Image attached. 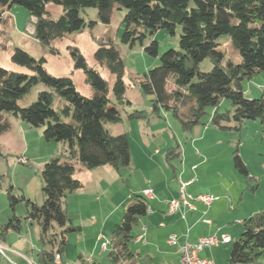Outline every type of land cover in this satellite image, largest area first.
Masks as SVG:
<instances>
[{"label":"trees","instance_id":"trees-1","mask_svg":"<svg viewBox=\"0 0 264 264\" xmlns=\"http://www.w3.org/2000/svg\"><path fill=\"white\" fill-rule=\"evenodd\" d=\"M13 5L26 9L30 17L28 34L45 51L59 55L53 46L56 40L92 29L95 21H86L85 9L96 10L97 19L108 24L111 12L124 11L120 43L132 48L139 44L143 51L157 57L158 43L150 40L157 31L174 35L180 29L177 49H169L159 57V65L143 74L125 79V66L119 52L106 42L93 54L97 66L87 62L75 44L66 46L72 61L67 76H53L45 68L44 58L35 59L18 47L4 46L9 60L17 70L0 66V136L11 128L9 118L17 119L30 128L42 129L47 142L62 144L61 153L50 157L40 171L43 201L36 205L23 196L6 190L12 216L0 227V237L7 232L21 235L28 223L38 228L39 249L34 255L37 264H56L63 253L67 236L80 231L68 213V194L83 187L77 178V168L91 171L108 166L114 171L129 167L130 144L125 133L112 135L105 126L121 122V112L128 121L148 123L160 118L161 111L170 113L180 129L188 133L196 126L211 125L219 131L239 132L246 121L264 125V91L256 99H246L242 82L264 71V0H0V38L6 36L8 12ZM61 9L52 19L48 7ZM227 36L240 60L233 61L221 50L218 39ZM208 59L212 68L199 71ZM113 78L112 87L98 68ZM81 71L84 82L92 91L84 96L75 86L73 72ZM43 86L32 103L20 107L33 88ZM152 96L151 109L126 110L131 102L126 94L133 88ZM229 100L231 111L219 112L222 100ZM211 108L212 113L207 114ZM207 122L204 123L205 116ZM178 148H169L166 158H179ZM3 156L0 147V157ZM233 168L246 180L252 178L237 149L232 153ZM257 185L249 187L254 190ZM25 202V217H17L14 208ZM148 201L140 194L132 196L108 239L109 264H136L131 251L133 229L148 211ZM264 255V210L242 221L238 239L231 242L228 264H253Z\"/></svg>","mask_w":264,"mask_h":264},{"label":"rangeland","instance_id":"rangeland-1","mask_svg":"<svg viewBox=\"0 0 264 264\" xmlns=\"http://www.w3.org/2000/svg\"><path fill=\"white\" fill-rule=\"evenodd\" d=\"M48 12L52 19H57L61 14V9L49 6ZM8 15L9 20L4 29L6 36L3 35L0 38V66L6 69H19L11 64L10 52L1 49L2 47L5 48L4 46H14L24 50L35 59L44 58L46 60L44 66L51 75L67 76L72 70V61L66 46L75 44L87 62L97 66L93 54L100 45L109 41L120 54L125 66V79L128 80L136 74H143L157 67L160 55L169 49H177L179 43L180 29L178 27L174 35H170L166 30H159L151 38L145 40V44L150 40L158 43L157 57L149 56L139 44L129 48L120 43V37L124 30L122 25L124 11L114 9L111 12L109 23L104 24L97 19L96 10L88 8L85 9L82 16L86 21H95L96 25L92 29L86 27L81 34L56 40L53 46L59 50V55L52 56L28 34L31 25L26 9L13 5ZM218 42L227 57L235 62L240 60L238 52L227 36L220 37ZM97 68L100 75L112 87L114 78L105 69ZM211 68L212 64L208 59L199 65L201 72H208ZM72 79L81 94L84 96L92 95L90 87L84 82L81 71L73 72ZM242 89L246 99L258 98L264 91V71L250 80L243 81ZM41 90H44L41 85L33 88L29 95L19 101V106L27 107L30 105ZM126 98L131 102V106L126 109L128 111L135 109L149 112L151 109L150 100L153 97L143 95L137 87L129 90ZM218 110L219 112L231 111V102L226 99L222 100ZM211 113L212 109L208 108L207 114ZM121 119L120 123L108 124L105 128L112 135L122 133L127 135L130 144L129 167L120 169L119 172L110 167H103L105 173L96 171L94 175L95 179L103 181L100 188L91 186L81 192L76 191L77 193L68 199L71 220L75 225L76 223H83L84 225L82 233H72L67 236L68 243L65 251L69 264H72V254L77 255L79 251H82L84 255H92L94 244L91 239H94L92 233L95 226L90 223L93 219L96 220L100 229L105 218V231L103 233L106 243L114 226L119 223L123 209L130 203L132 196L140 195L144 188H155L158 195L167 196L171 188L177 185L183 167L188 164L183 160V153L190 151L191 138L188 134L190 132H183L170 113L161 111L160 118L151 119L148 123L140 120L128 121L124 112H121ZM207 119L208 115L205 116L204 123L207 122ZM10 121L13 124L12 132L9 135L10 140L4 141L5 144L1 149L3 156L0 157V225L6 224L8 218L12 216L6 194L9 187H12L13 195L23 196L25 200H30L38 206L42 204L40 171L50 157L61 153L63 146L60 143L47 142L40 128H30L24 122L14 118H11ZM204 127L200 125V128ZM209 127L212 128L211 125ZM219 134L222 137V142L212 141L208 144L199 145L203 150L206 149L208 157L211 152L214 154V158L211 157L212 159H209L205 167H202V170H205L204 174L206 173L202 179L213 184L222 183L231 186V192L237 199L241 195L244 196L245 203L246 205L249 204L250 210L260 207L264 203V125L259 122L246 121L239 132H219ZM176 145L180 159L173 156L166 158L168 148H175ZM236 149L248 170L249 177H252L248 180L233 168L232 153ZM155 150L157 153L154 152ZM173 169L176 173L175 179L172 177ZM79 176L81 177V175ZM255 184L257 187L251 190L249 187ZM14 214L17 217H25L24 201L17 203ZM138 230L139 225L134 227L132 235L135 236ZM36 231V224L33 223L28 226V231L23 233L21 237L13 232L8 233L6 245L12 247L16 244L24 245L29 250L27 256L34 258L39 249ZM83 233L85 237L82 236ZM235 237L232 236L233 239L237 240L238 238ZM230 245L213 249L214 252L210 257L215 264H228ZM140 246V243L134 244L132 242L130 249L137 251ZM107 253V248L104 251L100 247L97 248L95 257L99 258L100 264H109ZM253 264H264V255Z\"/></svg>","mask_w":264,"mask_h":264},{"label":"crops","instance_id":"crops-1","mask_svg":"<svg viewBox=\"0 0 264 264\" xmlns=\"http://www.w3.org/2000/svg\"><path fill=\"white\" fill-rule=\"evenodd\" d=\"M10 119L11 118H9V122L11 124L10 130L0 136L1 149L3 144H5L4 141L10 140L9 135L13 129V124ZM253 122L255 123L258 121ZM219 132L221 133L223 131H219L213 127L210 128L209 125H207L204 128L196 126L190 131V133H188L191 138V145L189 148L190 151L189 153H186L184 150L185 152L183 153V160L188 164L183 167L181 174H179L177 185L171 188L167 196L161 197L156 193L155 188L143 189H152L154 197L153 199L148 200V211L146 215L140 219L138 223L139 230L135 233V236H133L136 237L139 234H144V241L135 242L134 238L132 240L134 244H141V249L139 248V250L133 251L136 254V264H179L180 250L185 241L195 243L199 238L204 236H215L217 238H220L222 235L228 236L230 238V242L228 244L220 243L216 246L203 250L200 254L201 258L209 259L213 262V264H215L213 259L210 257L214 252L213 249L215 250L217 248L230 245V243L235 240L232 236H236L238 238L241 234L242 221L257 212L264 210V203L260 207L250 210L248 207L249 204L246 205L245 203L244 196L241 195L237 199L234 196V193L231 192V186H226L222 183L213 184L208 180L206 181L202 179L206 174H204L205 170H202V167H205L209 159L214 158V154L211 152L209 154V158L208 154H206V149L203 150L199 147V145L208 144L212 141H215L216 143L222 142V137ZM224 132L232 133L233 131ZM154 152L157 153V150ZM178 159H180V157ZM103 167H99L91 171H84L83 168L78 167L77 178L82 182L83 187L77 190V192H81L91 186L100 188L103 181L101 179H95L94 175L96 174V171L105 173V170H103L105 168ZM79 175H81V177ZM172 177L174 179L176 178L175 169L172 170ZM181 183L186 184L184 188L186 195L195 197L199 194H211L215 198L214 201L209 207H206L198 202H193L195 210L189 211L187 208H181L176 214L169 215L167 213V204L170 200L178 198ZM77 192L75 191L70 193L66 197L65 206L68 213L70 210V202L68 199ZM95 200L98 201L97 198H95ZM125 208L126 207H124L123 212ZM206 220H209L210 224L206 223ZM32 224L28 223L26 225L25 232L28 231V226ZM73 224L75 225V223ZM90 224L95 226V229H93L94 232L92 233L94 235V239H91L94 244L92 248V255H84L82 251L77 252V255L72 254V264H100L99 258L95 257V254L98 247H100L102 251L105 250V247H103L105 244V234L103 233L105 231V218L102 221V227L100 229L97 226L98 224L95 219H93ZM76 225L80 227V231L74 234L82 233L84 226L83 223H76ZM1 226L2 225H0V227ZM8 233L12 232H7L6 235ZM6 235L4 237H0L1 245L9 248L10 250L17 251L20 254L27 255L29 250L24 245L20 246L19 244H16L13 247L6 245ZM21 235L19 236L21 237ZM169 235H175L177 237L174 244H169L167 242ZM37 236L38 228L36 231V238ZM82 236L85 237L84 233ZM65 250L66 247L63 253V263L69 264L67 262L68 258ZM9 261L24 264L21 258L11 252H5L4 256L0 254V264H10Z\"/></svg>","mask_w":264,"mask_h":264},{"label":"built area","instance_id":"built-area-1","mask_svg":"<svg viewBox=\"0 0 264 264\" xmlns=\"http://www.w3.org/2000/svg\"><path fill=\"white\" fill-rule=\"evenodd\" d=\"M186 184H180V194L178 198L172 199L167 204V213L169 215H174L180 211L181 208H187L189 211L195 210V206L193 202H198L203 204L206 207H209L211 203L214 201V197L211 194H199L195 197L186 195L184 192ZM141 195L148 201L153 199L154 192L152 189H145L141 192ZM183 218V217H182ZM210 224L209 220L205 221ZM177 240L175 235H169L167 238V242L169 244H174ZM135 242L144 241V234H139L134 237ZM230 242V238L228 236L222 235L220 238L215 236H204L199 238L195 243H189L185 241L180 250L179 264H213V262L209 259L201 258L200 254L203 250L208 249L210 247L216 246L220 243L228 244ZM108 242L103 245V247H107ZM5 252H11L21 258L24 264H37L34 258H31L25 254H20L9 248L4 247L0 244V254L4 256ZM10 264H18L13 261H9ZM55 263L60 264L59 256H56Z\"/></svg>","mask_w":264,"mask_h":264}]
</instances>
